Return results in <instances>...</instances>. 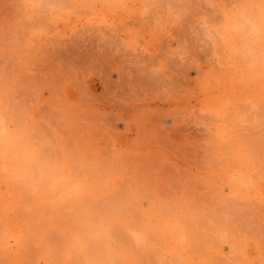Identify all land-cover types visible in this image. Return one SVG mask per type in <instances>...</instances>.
<instances>
[{
  "label": "rangeland",
  "instance_id": "obj_1",
  "mask_svg": "<svg viewBox=\"0 0 264 264\" xmlns=\"http://www.w3.org/2000/svg\"><path fill=\"white\" fill-rule=\"evenodd\" d=\"M263 88L264 0H0V264H264Z\"/></svg>",
  "mask_w": 264,
  "mask_h": 264
},
{
  "label": "bare ground",
  "instance_id": "obj_2",
  "mask_svg": "<svg viewBox=\"0 0 264 264\" xmlns=\"http://www.w3.org/2000/svg\"><path fill=\"white\" fill-rule=\"evenodd\" d=\"M134 3V2H133ZM120 9V8H119ZM261 12H263V10L261 11ZM117 13V12H116ZM118 14V13H117ZM109 17L111 16V14H109L108 15ZM113 17V16H112ZM240 21V20H239ZM87 22H89L90 24H99V25H103V24H107L108 23V20H106L105 18H101V19H96V18H94V19H92L91 21H87ZM65 25H68V24H65ZM75 28H76V26H75ZM72 29V28H71ZM222 35V34H221ZM136 41V40H135ZM227 90V89H226ZM229 92H230V90H228ZM227 91V92H228ZM228 92V93H229ZM263 92H264V88H263ZM211 95V94H210ZM261 96V95H260ZM209 97H211V96H209ZM209 99V98H208ZM212 100H213V98H212ZM211 101V100H210ZM213 102V101H212ZM209 105H211V103H204V106H206L207 108L206 109H204V111H206V110H208L210 113H212V108H208V106ZM0 125H2V123L0 122ZM7 126V125H6ZM4 127V125H2L1 126V128H3ZM7 128V127H6ZM4 129H5V127H4ZM4 129H3V131H2V129H1V133L2 134H0V142H2V143H4L5 144V150H7V148H10L9 149V151H12V153L14 152V154H13V156L12 157H14V155L15 154H17V153H19L20 151H19V144L18 143H22L21 141H22V139H21V141H20V135L18 134V135H9L10 134V132H9V134H8V132H7V134H5V132H6V130L8 131V129H6L5 131H4ZM18 133V132H17ZM9 135V136H8ZM8 136V137H7ZM12 136V137H11ZM2 146H3V144H2ZM21 147V146H20ZM16 149V150H15ZM21 149V148H20ZM22 149H23V147H22ZM24 151H26L25 150V148H24ZM1 153H3V151L1 152ZM20 154V153H19ZM18 154V155H19ZM18 155H15V157H17ZM21 155H22V153H21ZM1 156V162H0V166H2L3 168L2 169H4V166L6 167L7 166V164H5L6 163V159H7V156L6 155H4V153L3 154H1L0 155ZM19 157H20V155H19ZM36 159V158H35ZM21 160V159H20ZM19 160V161H20ZM34 161V160H33ZM20 163V162H19ZM41 163H43V162H41ZM55 164H53L52 166H54ZM36 166V165H35ZM63 171L64 170H62L61 171V169L60 168H53V171H52V178H51V182H50V184H47L48 185V188H49V186H51V188L52 187H56V186H58L59 184H60V179H62L64 176L62 175L61 176V174H63ZM81 171V170H80ZM44 173V172H43ZM44 175V174H43ZM105 178V177H104ZM108 178V177H107ZM50 181V180H49ZM67 181H65V183H66ZM102 182V181H101ZM244 181L243 180H241L240 181V183L242 184ZM75 183V184H74ZM257 184V183H256ZM256 184H254L253 186L255 187V185ZM46 185V184H45ZM74 185V186H73ZM73 187L74 189L75 188H77V184H76V181L75 180H72V182L71 183H69V186L68 187ZM259 185H256V187H258ZM47 187V186H46ZM82 187V186H81ZM241 187V186H240ZM253 187V188H254ZM85 188V187H84ZM73 189V190H74ZM233 191H235V187L233 186ZM70 190V189H69ZM77 191H79V189L77 190ZM257 191V190H256ZM83 192V191H82ZM77 193V192H76ZM79 193V192H78ZM79 194H81V196L84 198L85 196L80 192ZM258 196V195H257ZM80 198V197H79ZM258 199H259V201H260V203L261 204H264V193H262V194H259V196H258ZM9 229V228H8ZM12 237V236H11ZM17 238V237H16ZM17 242L19 241L18 239L16 240ZM13 244V243H12ZM16 244V243H15ZM21 244V240H20V242H19V245ZM7 245H10V242L7 244ZM17 246H18V244H17ZM17 246L15 247V248H17ZM14 248V247H13ZM14 251V250H13ZM19 255H21L20 253H19ZM244 258V257H243ZM110 260V259H109ZM248 260V259H247Z\"/></svg>",
  "mask_w": 264,
  "mask_h": 264
}]
</instances>
